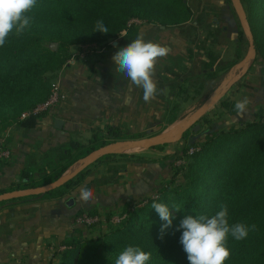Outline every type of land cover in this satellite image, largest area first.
<instances>
[{"label": "trees", "instance_id": "obj_1", "mask_svg": "<svg viewBox=\"0 0 264 264\" xmlns=\"http://www.w3.org/2000/svg\"><path fill=\"white\" fill-rule=\"evenodd\" d=\"M242 2L248 12L257 58L260 57L259 60L264 64V28L258 29L254 20L256 12L264 15V0ZM192 14L189 0H37L31 13L34 19L30 26L20 36L10 34L5 45L0 47V135L3 127L17 117L18 123L23 127L36 126L44 112L32 113L25 118H21V114L45 101L52 93L53 86L43 77L45 69L41 67L48 69L55 62L58 51L65 47L64 40L106 43L110 37H117L124 31L128 37L134 38L138 25L129 24L132 17L137 16L147 22L167 26L192 20ZM98 20L103 21L108 33L94 32ZM51 33H54L53 36ZM243 33L244 30L241 29L242 39ZM60 38L64 40L57 42ZM44 39H47L46 44ZM52 42L59 43L57 49L51 46ZM203 48L208 57L203 61L205 78L217 77L220 69L217 64L219 56L210 47ZM193 56L192 47H188L187 55L183 57L191 59ZM164 78L167 79L161 74L159 81ZM174 84L175 95L184 97L182 95L186 89L178 81ZM168 103L172 104L169 122H173L178 116L179 102L169 99ZM224 104L230 105V102L225 101ZM234 104H231L232 112ZM248 121L239 127L213 133L202 146L195 142L200 132L195 131L190 136V144L197 149L194 150V160L186 171V175L189 174V184L183 190L181 185L174 188L163 187L159 196L150 198L144 207L130 212L132 216L125 219L121 226L107 232L105 238L98 236L81 239L73 236L65 239L63 242L66 248L61 253L59 264H115L119 253L129 245L151 253L146 264H189L187 254L179 242L182 229L177 228L180 221L187 215L205 214L211 217L221 204L228 207L230 224L244 223L249 227L256 225V230L249 231L244 240L237 241L229 236L226 246L230 250V257L225 264H264V115ZM143 135L144 131L129 133L119 125L107 124L104 128L94 130L86 143L71 139L64 144L55 161L49 160L47 166L38 167V170L52 168L42 178L34 176V171L37 170L35 166L24 168L21 171V181L1 187L0 194L57 180L74 159L86 157L113 141ZM115 156L116 153L108 152L96 160L107 162ZM135 159L149 160V157L140 155ZM88 171L89 167L61 186L41 194L4 199L0 200V204L29 196L62 195L67 188L83 181ZM153 202L165 203L171 211H176L173 205L180 208L173 214L172 226L165 229L162 238L160 230L165 222L152 209ZM106 252L109 254L106 255Z\"/></svg>", "mask_w": 264, "mask_h": 264}, {"label": "crops", "instance_id": "obj_2", "mask_svg": "<svg viewBox=\"0 0 264 264\" xmlns=\"http://www.w3.org/2000/svg\"><path fill=\"white\" fill-rule=\"evenodd\" d=\"M190 4L193 10V24L199 26L200 22L204 21L207 26V33L200 42L193 44L184 32L183 25L189 24L191 19L181 24L167 26L146 21L138 25L134 38L128 37L124 31L115 40H108L104 45L94 49L96 52H92L94 54L89 61L90 66L78 62L83 59L80 58L82 56L71 57L60 77L61 86L67 97L43 111L44 114L38 119L36 126L29 128L30 139L26 138L28 130L23 129L24 142L17 143V137L12 140L11 160L0 163V187H7L19 178L25 167L47 166L49 159L57 157V147L61 148L71 139L88 142L94 130L104 128L107 124L119 125L129 132H153L155 127L150 126L152 119L169 112L170 108L164 104L169 99L179 102L177 119L189 111L190 118L187 121L192 123L196 119L191 120L195 112L207 100L217 97L200 117L208 116L213 109L221 106L223 110L216 118L221 119V125L227 128L252 120L257 116L258 110L263 111L264 64L257 60L255 55L242 65H238L245 58L249 47L246 50L245 41L240 36L243 26L233 0H190ZM138 34H143L145 41H152L170 49V53L156 63L153 79L157 87L161 74L171 80L178 77L175 73L169 72L170 69H179L172 65V60L179 55L186 56L188 47H192L194 58L198 54L197 51L201 50L203 61L208 59L203 46L210 47L219 56L218 76L205 78L201 81L202 85L199 83L196 91L190 96L187 92H191L190 84L192 86L194 83L190 80L191 74L179 77L177 81L186 89L187 96L181 97L172 91L166 97L158 94L155 99L146 103L143 100L142 89L133 86V90L128 91L129 81L123 74L115 71L116 66L112 61L116 51L131 43ZM189 63L190 61H187V64ZM229 64H231L229 69L220 74ZM186 68L187 65H184L183 69L187 72ZM207 95V100L192 111L196 102ZM244 96H247L251 103L247 114L239 117L235 111H230V108L232 103ZM225 101L230 102V105H225ZM58 118L62 119L61 127L56 126ZM216 121L212 120V124ZM196 124L201 126V122L196 121L194 126ZM22 150L26 151L21 152ZM149 151L140 154L149 157V160L135 158L127 160L125 162L127 166L121 167L120 172L118 171L121 177L114 182L101 183L94 193L95 198L89 203L79 200L80 188L84 187V183L109 173L108 168L111 167L109 169L111 170L113 166L106 167L105 170V166L91 170L82 183L67 188L62 195L35 196L18 200L14 204H3L0 207V264H51L54 254H57L55 249L58 244H62L68 237L79 235L76 216L81 209H107L153 191L166 163L162 161V154H156L154 150ZM55 153L57 154L53 155ZM119 161L120 159L114 160L115 163ZM70 167L64 173L72 172L73 170H69ZM70 197L74 198L71 205L67 203Z\"/></svg>", "mask_w": 264, "mask_h": 264}, {"label": "rangeland", "instance_id": "obj_3", "mask_svg": "<svg viewBox=\"0 0 264 264\" xmlns=\"http://www.w3.org/2000/svg\"><path fill=\"white\" fill-rule=\"evenodd\" d=\"M189 2H190V0H189ZM247 14H248V12L246 10V15ZM135 17H137V16H135ZM142 20H144V19H142ZM254 20L256 21L255 24L258 27V29L264 28V15L262 13L256 12V14L254 16ZM183 26H184L183 27L184 32L186 33L188 40L193 42V44L200 42V40H202V38L207 33V30H206L207 26H206V23L204 21H201L199 26H196L193 24V21L190 20L189 24L183 25ZM242 30H244V29L242 28ZM51 34H52L51 36H53L54 33H51ZM242 35H243V38L245 41L244 42L245 48L247 50L249 47V44H250L249 38H248V35L246 34L245 31ZM115 39H116V37H110L108 40L113 41ZM61 40H64V39L60 38V39H58L57 42H59ZM64 41H65V47H63L62 49H60L58 51V57L55 60V62H53L48 67V69H46V67L45 68L41 67V69H45V71L43 72V77L46 78L52 84L53 88L57 82L60 83V77L62 75L63 68L71 57H74L75 55H76V57L82 56L80 58H83V59L79 60L78 62L86 63V66H87L90 63L89 61H91V59H92V55L96 52V50H94V49H96L99 46L104 45V41L103 42L102 41L101 42L100 41L67 42L66 40H64ZM43 42L46 44L47 39H44ZM57 44H59V43H57ZM57 48H58V45L55 49H57ZM92 52H94V53H92ZM201 52H202L201 50H198L197 56H195V58L194 57L191 58V60H187L188 58H185L182 55H180V57L179 56L175 57L172 60V65L174 64V66H177L179 69H170L169 72L171 71V72L175 73L178 77L176 79H172V80L169 78L161 79V81L159 82V85H158V89L167 88L168 93L172 92L175 90L174 82H177L176 80L179 77L185 76L187 74H191L190 80H192V82L194 81V83L192 84V86L190 84L191 92H189V93L187 92V94H188V96H190L192 92H195L198 84L201 81H203L206 77L205 76L206 69L204 68L203 57H202L203 52L202 53ZM255 55L257 56V51H256ZM259 59H260V57L257 58V60H259ZM187 61H190V63L187 64ZM184 65L185 66L187 65V68H186L187 72L183 69ZM230 66H231V64H229L227 69H225L224 71H221L220 74H222V73L224 74V72H226ZM222 76H220V77H222ZM60 85H61V83H60ZM208 95L206 98H203V99L199 100L198 102H196L192 111L197 109L198 107H200L207 100ZM163 96L166 97L167 95L163 94ZM182 96H187L186 92ZM164 104L167 106V108L171 109V107H172L171 103L166 102ZM220 104H222V103L220 102ZM221 110H223L222 107L218 106L217 108L213 109V112L211 113L212 115L209 113L208 116L205 115L206 118H205V116L196 118L194 121H192V123H189L187 128L183 131V134H179L178 132L180 130V126L190 118L188 116L189 111L188 112L186 111L185 113L181 114V116L174 122H169L168 116H169L170 112H166L164 114V116H161V117L156 118V119L155 118L152 119V125H150V126L155 127V130L153 132L145 131L143 136L137 137V138L155 139L157 137L160 138V137H164V136L166 138H169V137L171 138V136L173 137V135H175V138H171L170 140L166 141L165 143H162V145L160 147H153L154 149H148L145 147L129 148V149H126L124 151L117 152L118 154L116 153L115 158L111 161H107V162L106 161H101V162H95L94 161L91 164L87 165L85 168H83V169H86L89 167V171L85 175V176H87L90 174L91 170H98L99 166H102L101 168H103L105 166L104 170L106 169V167L113 166L112 167L113 169H111V170H109L111 167L108 168L109 173H104V175L102 177L96 178L90 182L88 181L87 183H84L85 184V185H83L84 187H87V188L93 190V192L95 193L98 190L99 185L101 183L114 182L121 177V175L119 173L120 172L119 169L121 167L125 168V166H127V164L125 163L127 160L136 158L137 156H140V154H146V153L150 152L149 150H154V152L156 151V154H162L161 155L162 161L166 163L163 165L162 175L158 178L160 180L158 182H156V186H154L153 191L146 193V194H143V195H139L134 200L123 201V203L116 204L112 207H108L107 209H105V208H103L101 210L97 209V208L81 209V211H82L81 213L97 214L101 218H104V220L102 219L101 221H99L98 223L93 224V225L84 224V223L77 221V217L79 216V214H81V213H79L78 216H76V222L78 224L77 228L79 229L78 230L79 235H76V236L81 238V239L95 238L98 236L105 238V234L107 232H109L114 227L121 226L125 219L132 216V214H131L132 212H135L138 208L144 207L146 204H148V200L150 198H156L157 196H159L163 187L169 186V188H174L176 186L181 185V190H183L185 188V186H187L189 184V177H188L189 174L186 175V171H188V166H189L190 162H192L194 160L193 153H190V150L195 145L190 144V142H191L190 136L193 135V133H195V131H200L198 136L195 139V142L198 146H202V144L206 140H208L209 137H211V135H213V133H215L217 131H221L223 129H227V127H224L221 125L222 120L221 119L219 120V118H216V115ZM256 115L257 116L253 119H257L261 115H264V109H263V111L258 110L256 112ZM214 119H216L217 121L215 122V124L214 123L212 124V120H214ZM196 121L201 122V126L197 130L194 129V124ZM218 121H220V123H218ZM247 121L248 120H246L245 122H247ZM235 126L239 127V124L238 125L233 124L231 127H235ZM23 129L28 130V132H27L28 134H27L26 138H27V140H28V138L30 139L29 128H24L23 126H21L18 123V117H17V119L15 121L6 124L3 127V130L1 131L2 132L1 135L7 137V142L12 149V153H13L12 140H14L15 137H17V140H18L17 143L22 144V142H24V140L22 139L23 138L22 133L24 132ZM126 132H129V131L126 130ZM129 133H131V132H129ZM132 133H135V132H132ZM136 133H138V132H136ZM128 139H132V138H128ZM106 145H108V144H106ZM57 148H58L57 151L59 154L62 151V146H61V148H60V146ZM24 151H26V150H24ZM24 151L22 150L21 152H24ZM56 154L57 153H55L53 155H56ZM12 156H13V154H12ZM28 156L30 157V154H28ZM11 158H9V159L0 158V163L7 161V160H11ZM55 158H51L49 160L55 161L56 160ZM85 158L86 157L74 159L72 161V163L70 164V166L72 164L73 165L71 167L69 166L70 167L69 170H73V168H75V166H77L78 164H81L85 160ZM118 159H120V161L118 163H115L114 160H118ZM121 160H124V161H121ZM110 162H112L111 165H109ZM58 163H60V161H58ZM74 163H75V165H74ZM25 168H27V167H25ZM37 168L38 167H35V169H37ZM51 170H52V168H48V167L46 168V170L40 168L39 170L34 171V176L36 178L40 179L43 176H45L47 173L51 172ZM19 181H21V176L19 178H17L15 181H12L8 186H11V184H17ZM80 183H82V181ZM80 183L74 184V185H79ZM74 185H72L69 188H72ZM81 188H83V187H81ZM33 197H35V196H33ZM26 198H30V196L24 197V198H19V199L8 200V201L0 204V207L5 203L14 204L18 200H23ZM68 200H69V198H68ZM175 212L176 211L172 210V214H175ZM28 213H29V211H28ZM120 216H125V217L123 219H121V221H122V222L120 221L121 223L116 222L117 221L116 219H118V217H120ZM70 238H72V237H68V238H66V240H68ZM65 248H66V245L64 242L62 244H58L57 249H55L57 251V254L56 253L54 254V259L52 260L51 264H59V262L61 260V253L65 250ZM108 254H109V252H106V255H108Z\"/></svg>", "mask_w": 264, "mask_h": 264}, {"label": "clouds", "instance_id": "obj_4", "mask_svg": "<svg viewBox=\"0 0 264 264\" xmlns=\"http://www.w3.org/2000/svg\"><path fill=\"white\" fill-rule=\"evenodd\" d=\"M37 0H0V47L6 43L10 34L20 36L30 26L34 17L32 10L36 7ZM108 33L102 20L96 21L94 32ZM170 49L152 41H145L143 34H138L136 39L127 46L119 48L112 56L115 71L123 74L129 81L128 91L133 86L143 91V100L151 102L158 94H168V89H158L155 75V66L160 58L166 57ZM250 100L247 96L239 99L234 104V111L239 117H244L249 108ZM95 198L93 190L83 187L79 191V199L85 203ZM160 219L165 223L161 226V238L165 229L172 226L173 214L165 203L153 202ZM173 209L180 208L173 205ZM182 229L180 244L187 254L189 264H225L230 257L227 241L229 236L237 241L248 237L249 231H255L256 225L251 227L244 223L230 224L228 220V207L221 204L219 210L209 217L205 214L187 215L181 221L177 230ZM151 258V253L141 250L138 246H126L115 259V264H146Z\"/></svg>", "mask_w": 264, "mask_h": 264}, {"label": "water", "instance_id": "obj_5", "mask_svg": "<svg viewBox=\"0 0 264 264\" xmlns=\"http://www.w3.org/2000/svg\"><path fill=\"white\" fill-rule=\"evenodd\" d=\"M235 8L241 18V22H242V26L244 31L246 32V34L248 35L249 38V49L248 52L245 56V58H243V60H241L238 65H242L243 63H245L246 61H248L250 58H252L253 56H255L256 53V45H255V40H254V35L250 26V23L248 21L246 12H245V8L242 4L241 0H233ZM57 42H52L51 46L53 48L57 47ZM217 97H212L209 100H207L196 112L195 114L192 116L191 120L195 119V118H199L214 102V100H216ZM189 121L184 122L181 126H180V130H179V134H183V131L187 128V126L189 125ZM56 126L57 127H61L62 126V119L58 118L56 119ZM199 128V124H196L194 126V129L197 130ZM177 133V134H178ZM171 138H175V135H173V137L171 136ZM164 137H160V138H155V139H150V138H132V139H123V140H117L114 141L106 146H103L101 148H99L98 150L92 152L91 154H89L88 156H86L85 160L72 172H68V173H63L57 180H54L52 182H49L47 184L41 185V186H37V187H31V188H22V189H16V190H12V191H7L4 193L0 194V200H4V199H10L13 197H21V196H26V195H31V194H41L43 192H46L50 189H54L56 187L61 186L62 184H64L68 179L74 177L78 172H80L81 170H83V168H85L87 165L91 164L92 162H94L99 156L103 155L104 153H108V152H117V151H121V150H126L129 148H133V147H155L158 144H162L165 143L166 141L171 139ZM74 202V198L71 197L69 198V200L67 201V203L69 205H71Z\"/></svg>", "mask_w": 264, "mask_h": 264}, {"label": "built area", "instance_id": "obj_6", "mask_svg": "<svg viewBox=\"0 0 264 264\" xmlns=\"http://www.w3.org/2000/svg\"><path fill=\"white\" fill-rule=\"evenodd\" d=\"M145 22V20H142L138 17H132L129 21V24H137L140 25L141 23ZM67 97V93L65 92V90L62 88V86L60 85L59 82H57L52 90V93L50 94V96L43 102L39 103L37 106H35L32 109L26 110L24 112H22L21 114V118H25L27 116H29L30 114L34 113H40L43 112L45 110L50 109L52 106L56 105L57 103H59L61 100L65 99ZM196 147H192L190 150V153H193L194 150H196ZM12 149L9 146L8 142H7V137L0 135V158L2 159H9L12 157ZM125 216H120L118 217V219H116V222H120L121 219H123ZM104 220V218H101L99 215L97 214H88V213H81L79 214V216L77 217V221L84 223V224H88V225H93L98 223L101 220Z\"/></svg>", "mask_w": 264, "mask_h": 264}]
</instances>
